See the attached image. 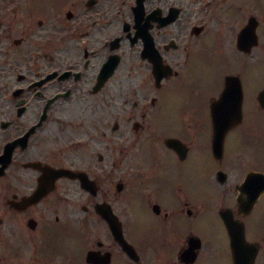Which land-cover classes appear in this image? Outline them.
<instances>
[{
    "label": "flooded vegetation",
    "instance_id": "af4514ba",
    "mask_svg": "<svg viewBox=\"0 0 264 264\" xmlns=\"http://www.w3.org/2000/svg\"><path fill=\"white\" fill-rule=\"evenodd\" d=\"M251 173L264 0H0V264H264Z\"/></svg>",
    "mask_w": 264,
    "mask_h": 264
},
{
    "label": "rangeland",
    "instance_id": "374dc122",
    "mask_svg": "<svg viewBox=\"0 0 264 264\" xmlns=\"http://www.w3.org/2000/svg\"><path fill=\"white\" fill-rule=\"evenodd\" d=\"M18 264H21V262H19Z\"/></svg>",
    "mask_w": 264,
    "mask_h": 264
}]
</instances>
